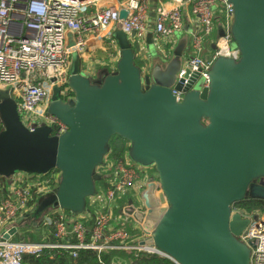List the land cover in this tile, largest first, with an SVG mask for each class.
Listing matches in <instances>:
<instances>
[{"label":"water","instance_id":"95a60500","mask_svg":"<svg viewBox=\"0 0 264 264\" xmlns=\"http://www.w3.org/2000/svg\"><path fill=\"white\" fill-rule=\"evenodd\" d=\"M229 2L239 58H217L202 89L193 88L199 76L187 69L182 81L168 86L143 78L129 42L134 34L128 37L119 24L112 35L119 51L113 74L86 77L78 59L69 68L73 99L64 103L60 89L52 90L47 112L67 128L59 137L44 127L25 129L14 88H0V177L57 170L54 199L43 210L81 215L95 194V170L110 140L120 138L132 162L154 169L159 202L167 205L141 244L174 264H250L238 238L248 221L232 214V205L264 201V184L257 183L264 180V0ZM66 37L69 48L73 35ZM165 75L158 80L165 82ZM173 91L182 93L180 102ZM144 203L151 214L148 194ZM134 218L143 221L142 214Z\"/></svg>","mask_w":264,"mask_h":264},{"label":"built area","instance_id":"2783aa9c","mask_svg":"<svg viewBox=\"0 0 264 264\" xmlns=\"http://www.w3.org/2000/svg\"><path fill=\"white\" fill-rule=\"evenodd\" d=\"M170 1L171 8H155L153 33L157 39L172 42L174 35L190 22L185 12L189 7L193 25L188 34L190 56L186 58L185 68L178 72L176 82L184 79L187 69L189 76L198 74L199 79H204L206 87L208 72L217 58L236 61L239 58L230 33L233 7L229 0ZM149 4V0H0V88H14L16 111L23 127L29 132L44 127L55 137L64 134L66 126L48 114L47 109L54 88L60 89L64 103L73 99L68 87L71 54H81L90 35L105 37L115 52H119L111 38L119 24L128 37L134 34L129 42L136 56L148 31ZM121 11L126 14L124 19L119 18ZM216 29L222 31V36L213 42L210 54L205 57L204 42ZM67 33L74 39V45L69 48ZM118 59L110 65H116ZM115 71L116 68L107 74ZM186 85L184 80L182 86ZM172 94L177 102L181 101V92ZM127 151L119 159L109 154L103 158L95 170L100 179L95 184L94 196L87 200L89 210L81 215L50 207L29 221L30 213L41 201L54 195L60 181L57 170L41 175L17 173L0 177V264H23L24 256L38 258L44 251L65 252L72 260L77 258L79 250L98 254L135 252L165 258L155 248L141 244L151 238L159 211L167 207L158 199L161 191L157 175L151 167L132 162ZM149 185L154 187L153 192L148 191ZM127 193L134 194L138 207L131 202L123 209L119 207ZM149 193L155 203L148 215L144 195ZM114 210L119 212V217H115ZM135 213L143 215L142 222L134 218ZM232 214L248 221L238 238L249 249V263L264 264V214L236 209ZM89 221L90 230L86 227ZM130 222L138 234L127 228ZM18 227L26 231L19 233ZM12 228L16 232L10 235ZM27 233L37 237V241H26ZM15 236L19 237L18 241H13ZM136 236H139L137 241Z\"/></svg>","mask_w":264,"mask_h":264},{"label":"crops","instance_id":"0c3cea01","mask_svg":"<svg viewBox=\"0 0 264 264\" xmlns=\"http://www.w3.org/2000/svg\"><path fill=\"white\" fill-rule=\"evenodd\" d=\"M118 1L123 2L125 0ZM149 2L148 31L136 53V62L141 69L143 77L149 75L150 77H154L156 74L165 75L167 71L172 70L174 74L171 75V78L175 77L174 81H176L178 71L184 69L186 66L185 57L188 46L186 44V48L178 50L177 39L170 42L164 38L157 39V37H155L153 33V14L155 8L158 6L171 8L172 6L170 0H149ZM185 12H187V18L190 19L191 22L189 7H186ZM190 22L185 23L184 29L180 33L185 37L192 30L193 25L190 24ZM86 40L87 42L84 51L81 54H78L82 72L86 77L96 79L101 73L105 72L107 74L116 68L115 64H110L112 61L117 60L119 52H115L111 47V42L109 40L99 35H90ZM213 46V42L206 40L204 42L203 56H208Z\"/></svg>","mask_w":264,"mask_h":264},{"label":"trees","instance_id":"16d2710c","mask_svg":"<svg viewBox=\"0 0 264 264\" xmlns=\"http://www.w3.org/2000/svg\"><path fill=\"white\" fill-rule=\"evenodd\" d=\"M133 49V48H132ZM134 51V50H133ZM135 53V52H134ZM135 63L138 66L136 59ZM139 67V66H138ZM112 138L108 144L107 154L113 159H119L128 150L124 146V140L120 139L118 146L114 144ZM126 143V142H125ZM246 211L247 213L258 211L264 213V201L244 199L239 203L232 205V210ZM86 210H89L86 202ZM92 222L86 224L88 230L91 229ZM24 230V229H23ZM28 234V233H27ZM30 235V234H28ZM23 264H174L166 258H160L156 255H146L143 253L135 252H122V251H106L98 254L92 250H79L77 251V258H72L65 252L44 251L40 257L34 258L31 256H24Z\"/></svg>","mask_w":264,"mask_h":264},{"label":"rangeland","instance_id":"374dc122","mask_svg":"<svg viewBox=\"0 0 264 264\" xmlns=\"http://www.w3.org/2000/svg\"><path fill=\"white\" fill-rule=\"evenodd\" d=\"M175 39H177L178 40V50H183L184 48H186L185 46H186V44H187V46L189 45V40H190V38H189V35H187L186 37L185 36H183V34H180V33H176L175 35ZM222 36V31L221 30H218V29H216L209 37H207V39L206 40H209L210 42H214L218 37H221ZM185 37V38H184ZM111 38H113V36L111 37ZM188 38V39H187ZM172 41H174V40H172ZM233 43V42H232ZM210 52H211V50H210ZM210 52H209V54H210ZM190 56V54H189V52L188 51H186V57L185 58H187V57H189ZM206 57V56H205ZM78 61V54H77V52H73L72 54H71V57H70V64H69V68L71 67V66H73L74 64H75V62H77ZM174 67V66H173ZM172 68V67H171ZM180 71V70H179ZM178 71V72H179ZM174 72H176V71H174ZM174 73H173V71L172 70H169V71H167L166 72V75L165 76H167L166 77V81H168V82H160V81H164V80H161L160 79V81L158 80V78H160V76H161V74L160 75H158V74H154L155 76L154 77H152V78H154V81L155 82H157V83H160V84H162V85H166V86H168V85H170V82H171V80H173V83H174V79H175V77H172L171 78V75H173ZM147 77H149V78H151L150 77V75L149 76H147ZM162 77V76H161ZM144 78V77H143ZM169 79V80H168ZM204 84H205V80L204 79H198L197 81H196V83L194 84V86H193V88L194 89H202L203 87H204ZM114 141V144H116V146H118V142H120V139H114L113 140ZM124 146L128 149V143L126 142H124ZM145 168V167H144ZM151 169H152V171H154V169L151 167ZM149 172H151V171H149ZM155 172V171H154ZM144 177V175L141 173L140 174V178H143ZM99 184V183H98ZM101 184V183H100ZM134 194H132V193H127L125 196H124V198H123V200L122 201H120L119 203H118V205H119V207L121 208V209H123L127 204H129L130 202L131 203H133V205L135 206V207H138V200L133 196ZM54 198H53V196H50V197H48L47 199H44L43 201H41V203L37 206V208L35 209V211L34 212H32V213H30V215H29V217H30V219H29V221L31 222L32 220H34L35 219V217H36V210L37 211H39V213L44 209L43 207H46V205L48 204V202H51L52 200H53ZM148 200H149V203L151 204V205H153L154 203H155V198L152 196V193H149L148 194ZM41 210V211H40ZM44 211V210H43ZM42 211V212H43ZM114 214H115V217H119V212L117 211V210H114ZM262 214H264V213H262ZM132 223L130 222V224L129 225H127V228L128 229H130L131 231H133V232H135L136 234H138V231H136V230H134L133 229V226L131 225ZM21 231L22 232H25L26 230H23L22 229V227H18V232L19 233H21ZM138 238H139V236H136L135 237V240L137 241L138 240ZM19 240V237L18 236H15L14 238H13V241H18ZM25 240L26 241H37V237H35V236H31V235H25Z\"/></svg>","mask_w":264,"mask_h":264},{"label":"flooded vegetation","instance_id":"af4514ba","mask_svg":"<svg viewBox=\"0 0 264 264\" xmlns=\"http://www.w3.org/2000/svg\"><path fill=\"white\" fill-rule=\"evenodd\" d=\"M263 180H258L257 183L262 182Z\"/></svg>","mask_w":264,"mask_h":264}]
</instances>
